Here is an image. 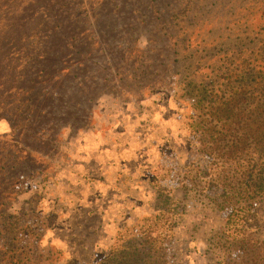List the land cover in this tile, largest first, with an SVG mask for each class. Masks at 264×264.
Wrapping results in <instances>:
<instances>
[{
  "label": "rangeland",
  "instance_id": "1",
  "mask_svg": "<svg viewBox=\"0 0 264 264\" xmlns=\"http://www.w3.org/2000/svg\"><path fill=\"white\" fill-rule=\"evenodd\" d=\"M263 23L264 0H0V264H95L174 225L172 263L209 264L225 215L182 192L207 162L191 102Z\"/></svg>",
  "mask_w": 264,
  "mask_h": 264
},
{
  "label": "trees",
  "instance_id": "2",
  "mask_svg": "<svg viewBox=\"0 0 264 264\" xmlns=\"http://www.w3.org/2000/svg\"><path fill=\"white\" fill-rule=\"evenodd\" d=\"M262 43L247 58L236 61L218 89L208 92L202 88L191 102L194 114L189 119L190 134L197 152L207 162L182 181L186 183L182 192L207 198L212 210L225 215L223 226L212 233L206 246L209 264H264V238L260 237L256 217L257 207L264 203ZM177 60L174 57L170 64L176 65ZM32 81L29 79V83ZM152 224L157 226L156 222ZM175 227L170 226V235L165 237L157 233L155 238L149 231L152 239L143 231L141 238L112 250L95 264H173L175 253L170 239L175 237Z\"/></svg>",
  "mask_w": 264,
  "mask_h": 264
}]
</instances>
